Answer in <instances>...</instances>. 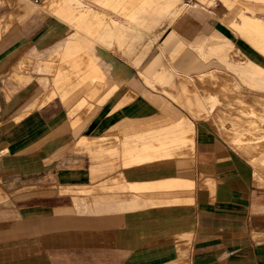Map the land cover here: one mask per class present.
Listing matches in <instances>:
<instances>
[{
  "label": "crops",
  "instance_id": "crops-1",
  "mask_svg": "<svg viewBox=\"0 0 264 264\" xmlns=\"http://www.w3.org/2000/svg\"><path fill=\"white\" fill-rule=\"evenodd\" d=\"M9 4L0 7V264H136L174 247L157 263L264 264V190L249 164L210 129L187 133L180 107L122 75L127 65L90 52L70 24L75 5ZM11 54L23 55L13 74ZM56 99L75 120L46 109Z\"/></svg>",
  "mask_w": 264,
  "mask_h": 264
},
{
  "label": "bare ground",
  "instance_id": "bare-ground-1",
  "mask_svg": "<svg viewBox=\"0 0 264 264\" xmlns=\"http://www.w3.org/2000/svg\"><path fill=\"white\" fill-rule=\"evenodd\" d=\"M66 1L78 8L70 24L90 52L127 65L122 75L136 73L177 104L187 133L195 123L206 135L199 121L211 123L264 188V0ZM219 6L224 27L181 31L185 17L218 15Z\"/></svg>",
  "mask_w": 264,
  "mask_h": 264
},
{
  "label": "rangeland",
  "instance_id": "rangeland-1",
  "mask_svg": "<svg viewBox=\"0 0 264 264\" xmlns=\"http://www.w3.org/2000/svg\"><path fill=\"white\" fill-rule=\"evenodd\" d=\"M3 1H5V3L2 5L3 7H5V9L6 8H10V4H9V2L11 1L12 2V0H3ZM44 1V0H43ZM2 6H0V7H2ZM219 8V10H220V8H221V6H219L218 7ZM44 14V16H46V20H47V29L46 30H48V29H50V27H51V22L53 21V17H52V15L49 13V12H47V11H42ZM218 15H214V16H207V17H204V18H201V17H199V16H197V15H195V14H193V16L191 15L190 17H185V19H183L184 21H183V23H182V25H181V31H183L185 34H187V33H191V32H194V33H191V36H193V34H195L196 32H199V31H201V30H203V29H206V32H208V33H211V31L213 30V28L215 27V26H217V25H219V26H222V27H224L223 25H222V22L220 21V20H223L222 18H224L225 17V13H221V10H220V13L219 12H216ZM14 24H19V22H17L16 20H13V22H12V24H11V26H10V28L9 29H6V30H8V31H12V30H14V28H13V25ZM44 32H46V31H44ZM11 41V40H10ZM35 43L36 42H34V43H32V44H30V45H28L27 46V48L25 49V51H26V53L27 52H29L30 50H28V47H32L33 45H35ZM17 45V44H16ZM15 45V46H16ZM11 46H13L12 44H11V42H10V47ZM20 46V45H19ZM17 47H18V45H17ZM54 47V45L52 44H48L47 46H45L44 48H42L41 49V54L40 55H42L43 57H49L50 56V51L52 50V48ZM10 50H11V48H10ZM25 55V54H24ZM23 55H16V54H11L10 55V63H15L16 62V64L14 65V66H12V67H10L11 69H10V74L12 73L13 74V69H15L16 67H17V63H18V61L20 60V58L22 57ZM30 68V67H29ZM33 68H34V66H33ZM12 71V72H11ZM30 72H32V68H30ZM35 74H37V72H35ZM10 79L12 80H14V81H17V79H15V78H13V76H11L10 75ZM20 82V81H19ZM25 89V91H24V98L27 100V102H26V105L27 104H30L31 102L29 101V100H33V95L30 93V92H28L27 91V89L26 88H24ZM29 89V88H28ZM51 109V108H53V109H57L58 111L59 110H62L63 112H66V108H65V106H64V104L63 103H61V101L60 100H54V101H52V102H50L47 106H46V109ZM66 115H67V112H66ZM67 119H68V121H70V120H75L76 118H74V117H70V116H68L67 115ZM93 122L94 123H99L100 121L96 118L95 120H93ZM199 124H202L204 127H206V128H208V129H210L214 134H215V136H216V138H218V140L220 141V142H222L225 146H227L232 152H233V154L238 158V159H241V160H243L244 162H246V163H248L249 164V166H250V168H251V173H252V177H253V185H254V187H256V188H258L257 187V185L255 184V182H254V179H255V177H254V174H255V167L246 159V158H243V157H241L240 155H238L235 151H233V149H232V147L231 146H229L230 144H229V142H228V140L226 139V137L223 135V134H221L220 132H218L213 126H212V124L211 123H209L208 121H205V120H200L199 121ZM90 128H93L92 126H89ZM88 127V128H89ZM88 129V130H85V131H83V132H91L92 133V129ZM193 128L195 129L194 131H193V136H201L200 135V133L198 132V128H197V126H196V124L194 123L193 124ZM95 134V132L94 133H92V135H94ZM77 137H78V135H76ZM223 138V139H222ZM228 142V143H227ZM88 159H89V164H90V166H91V164H92V160H91V158H90V156L88 155V157H87ZM193 170H194V172H195V178H196V183H197V188H198V182H199V178H198V176H197V171H196V165H194V168H193ZM90 183L91 184H89L91 187L92 186H94V185H97V184H99L98 182H96V181H90ZM260 188V187H259ZM64 188H62V187H58V186H56V189H55V192L57 193V194H73V193H71V192H62V190H63ZM260 189H262V190H264V188H260ZM59 192V193H58ZM56 193H54V194H56ZM74 196H77V195H81V194H76V193H74L73 194ZM83 195H87V194H83ZM83 197H85V196H83ZM88 197V196H87ZM172 249H177V248H166V249H164L163 250V258H160V259H158V260H153V261H145V260H143V259H140V260H138V262L136 263V264H163V263H157L158 261H160V260H163V259H165V260H168V258H173L172 256L173 255H175V252L173 253L172 252ZM154 255H156V254H154ZM178 256H179V258H181L182 257V252H180V250L178 251ZM165 264V263H164Z\"/></svg>",
  "mask_w": 264,
  "mask_h": 264
}]
</instances>
